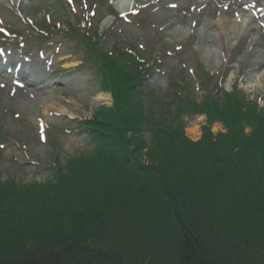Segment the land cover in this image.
<instances>
[{
  "label": "trees",
  "instance_id": "1",
  "mask_svg": "<svg viewBox=\"0 0 264 264\" xmlns=\"http://www.w3.org/2000/svg\"><path fill=\"white\" fill-rule=\"evenodd\" d=\"M89 40L113 105L47 186L0 184V264H264V115L234 94L155 98L133 57ZM190 110L228 133L188 142Z\"/></svg>",
  "mask_w": 264,
  "mask_h": 264
},
{
  "label": "rangeland",
  "instance_id": "2",
  "mask_svg": "<svg viewBox=\"0 0 264 264\" xmlns=\"http://www.w3.org/2000/svg\"><path fill=\"white\" fill-rule=\"evenodd\" d=\"M238 1L222 3L220 0H184L178 4L173 0H72L67 12L57 20L64 22L71 19L73 24L83 22L85 16H90L85 14L86 9L88 12L92 9L96 11L92 24L98 26L101 33L113 21L109 14L110 3L118 14V9L126 7L129 11L127 19L116 27L117 35H121L123 41L147 46L150 62L157 53L166 54L161 59L162 74L152 78L155 85L166 90L169 76L176 80L182 79L186 88L181 87V92L199 100L203 92L198 88L196 74L201 70L214 78L211 89L222 86L229 91L236 85L251 100L262 98L260 105L264 106V81L256 77V74H264V63L261 67L252 68L256 58L244 59L241 66L237 61L247 51L253 34L247 37V41L240 36L238 45L235 44V37L223 43L220 37L210 35L208 28L202 33V26L206 23L203 21L213 17L217 21L222 8H228L230 3L231 6L235 5ZM258 1L253 4L257 5ZM174 4L175 8H169V11L168 6ZM48 8L46 0H0V26L15 31L17 29L19 34L25 36L30 28L40 25L39 21L44 11L49 12ZM19 15L25 21L29 19L34 22V27L24 23ZM260 22L254 21V29L257 31L254 34L257 37L260 34ZM28 40L23 53L30 57V63L22 59L24 70L31 67L28 81L13 87L9 81L10 76L0 79V181H7L4 185L5 188L8 186L7 190L15 183L24 184L29 189L33 185L43 186L51 182L54 175L51 166L56 159L62 160L63 164L89 149L87 133L77 127L79 122L91 118L99 106L108 107L111 104L108 95L99 94L96 79L90 74V69H70L79 66L76 56L70 50V43L52 37L47 40L45 47L38 49L33 46L35 39L30 37ZM112 42L113 39H107L105 45L108 49L112 48ZM256 49L262 54L264 40L261 47ZM39 50L42 55H37ZM11 51L9 60L16 62L17 52L14 49ZM44 63H48V68L42 72L41 85L44 88L41 90L43 95H39L36 88L28 86L30 80L41 79V72L36 73L35 70ZM62 70L70 71L63 73ZM52 75H55L53 80ZM53 82L61 85L55 86ZM184 118L187 138L194 142L200 141V127L204 124V117ZM195 129L198 130L193 134ZM218 132H224V129L215 123L212 136L215 137ZM245 132L247 134L249 131ZM145 160L142 155L140 161L147 164Z\"/></svg>",
  "mask_w": 264,
  "mask_h": 264
},
{
  "label": "bare ground",
  "instance_id": "3",
  "mask_svg": "<svg viewBox=\"0 0 264 264\" xmlns=\"http://www.w3.org/2000/svg\"><path fill=\"white\" fill-rule=\"evenodd\" d=\"M126 10H127L126 7H122L121 9H118L119 12H125ZM241 20H242V23H248V26L246 27L248 34L251 31L254 32L255 25H254L253 19L250 18L246 13H242V14L240 13V17L239 16L234 17L233 15H230V14L228 15L220 14V17L218 18L217 21L214 20V17L211 19L209 18L206 21H203L206 23L202 27L204 28L203 29L204 32H206L208 28L210 35L217 36L218 38L220 37L221 41L225 43L227 39L234 38L235 35H238V36L243 35V30H242L243 24L239 23ZM248 34L243 36L245 37V40L247 39ZM259 41H260V38L250 41V44H248V50H247L250 52L246 51L240 58L237 59L238 64L240 66L244 64L243 62L244 59H252V58H256V60H254L252 64V68L262 66V64L264 63V51L261 54L256 49L257 45L260 46L262 43ZM256 77L262 82L264 81V74L263 75L256 74ZM197 130L198 129H195L193 131V134Z\"/></svg>",
  "mask_w": 264,
  "mask_h": 264
},
{
  "label": "snow or ice",
  "instance_id": "4",
  "mask_svg": "<svg viewBox=\"0 0 264 264\" xmlns=\"http://www.w3.org/2000/svg\"><path fill=\"white\" fill-rule=\"evenodd\" d=\"M69 2L71 3V0H69ZM175 5H173V7H174Z\"/></svg>",
  "mask_w": 264,
  "mask_h": 264
}]
</instances>
